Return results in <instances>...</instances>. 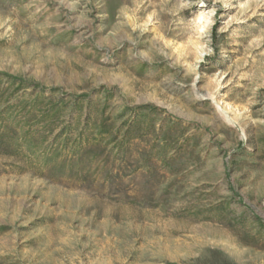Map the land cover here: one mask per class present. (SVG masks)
<instances>
[{"label": "rangeland", "instance_id": "1", "mask_svg": "<svg viewBox=\"0 0 264 264\" xmlns=\"http://www.w3.org/2000/svg\"><path fill=\"white\" fill-rule=\"evenodd\" d=\"M0 73L57 91L0 77L40 151L107 130L73 178L0 149V264H264V0H0Z\"/></svg>", "mask_w": 264, "mask_h": 264}, {"label": "trees", "instance_id": "2", "mask_svg": "<svg viewBox=\"0 0 264 264\" xmlns=\"http://www.w3.org/2000/svg\"><path fill=\"white\" fill-rule=\"evenodd\" d=\"M0 77L10 80L17 87L32 89L35 92L34 102L36 104L45 99H52V97H45L47 92H57L53 89L47 90L38 84L30 83L5 73H0ZM33 112V110L30 111L26 115L28 117H24L30 119L29 123L27 122L28 127H23L24 123L22 121H19L16 125L7 123L5 121V113H0V149L6 156L23 157L20 165H15L13 170L23 173L34 172L41 176H50L58 179L64 177L73 178L80 175V168L87 159L95 158L98 160L103 158L102 152L97 151L96 148L102 145V141L107 136L105 124L100 125L99 139L95 143L90 144L89 147L82 149L83 142L79 139L75 145L72 160H68V156L64 155L63 149L67 151L69 146L72 145L69 137L64 139L62 145L55 143V147L50 145L46 151H40V147L46 145L47 142H40L33 137V131H35L39 122L34 117L31 118ZM57 113L58 111L56 110L55 114Z\"/></svg>", "mask_w": 264, "mask_h": 264}]
</instances>
